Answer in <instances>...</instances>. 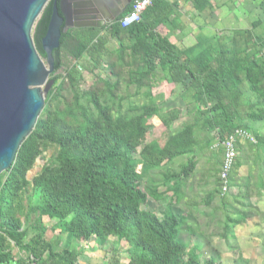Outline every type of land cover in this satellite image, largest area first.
<instances>
[{"label": "trees", "instance_id": "obj_1", "mask_svg": "<svg viewBox=\"0 0 264 264\" xmlns=\"http://www.w3.org/2000/svg\"><path fill=\"white\" fill-rule=\"evenodd\" d=\"M186 1L200 11L209 7V0ZM250 1L264 14V0ZM50 7L49 2L33 28L42 58ZM130 8L131 3L100 28L61 31L49 77L54 83L32 131L0 173V264H77L80 243L92 237L106 243L110 234L116 241L109 264H122V253L124 264H216L214 256L200 258V245L183 242L180 229L188 230L192 214L177 213L173 205L197 165L196 128L204 131L208 149L212 135L220 143L240 128L264 152V133L249 124L264 120V28L256 31L264 22L251 20L247 28L223 30L212 38L201 32L191 46H179L169 38L178 29L172 26L177 0H152L138 22L122 27L119 20ZM121 80L145 100H127L124 107L129 96L119 94ZM162 80L173 90L178 87L179 99L164 108L162 94L152 93ZM185 111L192 119L175 128ZM161 125L166 130L162 142L155 134ZM49 148L54 154L27 179ZM183 156L186 161L161 182L148 176ZM220 162L218 154L215 187L206 203L218 197L225 208ZM161 200L168 201L158 215L150 202ZM44 217L65 236V245H58V237L47 239ZM222 227L226 236L230 226Z\"/></svg>", "mask_w": 264, "mask_h": 264}, {"label": "rangeland", "instance_id": "obj_2", "mask_svg": "<svg viewBox=\"0 0 264 264\" xmlns=\"http://www.w3.org/2000/svg\"><path fill=\"white\" fill-rule=\"evenodd\" d=\"M212 2V9L208 7L210 10L202 14L204 18L200 22L197 20L202 28L203 36L211 37V35H218L223 30H231L232 28H247L250 26L251 20L261 19L264 22V14L250 0H215ZM234 4L236 6L239 4L238 10L235 9L236 17L232 11L235 7ZM185 20L189 25L187 17ZM263 28L264 25L261 24L256 28V31L261 32ZM195 33L196 30L188 31V35L193 37ZM184 40L187 41V38ZM102 71L103 69L100 72L102 73ZM174 88L173 85H169L164 80L158 81L153 87L152 93L162 94L160 101L163 108L172 106V102L179 100L177 98L178 87L173 90ZM133 91V86H126L125 81L121 80L119 94L129 96L123 102L124 107L128 103L127 100L138 103L145 100L142 95L134 96ZM244 110L245 107L240 108V112L244 113ZM186 112L182 113L180 120L175 123V128L180 127L184 121L192 119L191 115L185 114ZM152 122L155 126L157 125L155 119ZM249 124L252 131L264 133V120L249 122ZM155 134L162 142L165 139L166 130L162 125L158 126L155 128ZM195 134L199 143L197 166L181 186L180 201L173 205L175 212L179 210L192 214V217L187 220L186 225L190 226L188 230L185 227L180 229L181 239L184 243L185 241L190 242L193 246L195 244L200 245V258L214 256L216 264H264V152L262 149L251 145V141L243 138L238 139L236 144L238 147L237 157L231 176L232 191L227 195V199L234 201H231L224 210H221L218 205V197L211 199L209 203H206V200L207 194L215 187L214 158L209 150H213L215 155H222L223 147L221 143H217L218 139L212 135V148L207 150L203 145L204 131L196 128ZM239 144H241L240 147ZM53 154L54 148L45 150L27 172V179L30 180ZM186 159L187 156L177 157L163 167L155 169L148 176L154 182H161L164 174L178 170ZM237 184L240 187V192L235 189ZM248 192L250 196L247 195ZM167 201L161 200L157 203H150L158 215H161L166 209ZM228 220L230 221L228 222ZM44 222L48 228L47 239L54 238L55 240L58 237L60 238L58 245H65V236L52 225V221L44 217ZM225 222L229 224L230 228L227 235L223 236L221 232H223L222 226ZM107 237L106 243L98 242L94 237L88 242L80 243L78 246L81 254L77 264H109L112 254L111 244L116 241V235L110 234ZM13 251L15 253L16 249ZM120 261L122 264L127 262L125 253L121 254Z\"/></svg>", "mask_w": 264, "mask_h": 264}, {"label": "water", "instance_id": "obj_3", "mask_svg": "<svg viewBox=\"0 0 264 264\" xmlns=\"http://www.w3.org/2000/svg\"><path fill=\"white\" fill-rule=\"evenodd\" d=\"M132 1L0 0V173L11 165L32 131L54 83L49 77L61 31L100 28L113 22ZM49 2L42 58L33 41V28Z\"/></svg>", "mask_w": 264, "mask_h": 264}, {"label": "built area", "instance_id": "obj_4", "mask_svg": "<svg viewBox=\"0 0 264 264\" xmlns=\"http://www.w3.org/2000/svg\"><path fill=\"white\" fill-rule=\"evenodd\" d=\"M152 0H133L129 11L123 14L119 22L122 27H127L138 22L141 18L142 12L147 6L151 4ZM239 138H243L254 142V137L251 133L243 130L236 129L233 133L229 134L221 143L223 147L221 162L218 170L219 178V194L225 195L231 192L230 175L234 169L235 159L237 157L238 147L236 146Z\"/></svg>", "mask_w": 264, "mask_h": 264}, {"label": "crops", "instance_id": "obj_5", "mask_svg": "<svg viewBox=\"0 0 264 264\" xmlns=\"http://www.w3.org/2000/svg\"><path fill=\"white\" fill-rule=\"evenodd\" d=\"M212 1H215V0H209V8L212 9V4L213 2ZM177 3H178V6H179V11H178V17H176V20L175 22L172 24L173 27H178V29L176 31H173V32H170L169 34V31L167 30V28L165 27H160V31L162 34L164 35H167L169 34V38L171 41H173L175 44H179V46H191L192 44L195 43V38L197 36L198 33H201L202 31V28L200 27L199 23L197 22V20H200L204 18V16H202L203 12L207 11V10H210L208 7L203 9L202 11L198 10V9H195L191 3L189 1H186V0H177ZM212 3V4H211ZM252 4H254L253 2H251ZM236 4V3H235ZM234 4V5H235ZM244 4V3H243ZM202 6V4H201ZM199 6V7H201ZM238 6L239 4L235 7H233V13L235 14L234 17L237 16L236 14V11L235 9L237 8L238 10ZM185 17H187V19L189 20V25L187 24L186 20H185ZM178 25V26H177ZM232 28V27H231ZM233 29V28H232ZM190 30H196V33L194 35V37L192 35H188V31ZM176 38V39H175ZM187 38V41L184 40ZM177 88V87H176ZM242 144V143H241ZM241 144H239V146H241ZM208 150V148H206ZM214 149V148H213ZM211 151L212 155H213V158L215 160V158H217L218 154L215 155L214 151L213 150H209ZM197 166V165H196ZM218 167V166H215V168ZM217 169V168H216ZM216 175H217V172H216ZM27 178V177H26ZM244 186V184H243ZM236 190H239L240 187L239 185L237 184V186L235 187ZM232 191V189H231ZM237 192V191H236ZM240 192V190L238 191ZM237 192V193H238ZM231 193V192H230ZM236 194V193H235ZM260 194V193H258ZM247 195H249V192L247 193ZM250 196V195H249ZM233 200H229L227 199V204L225 206V208L227 207V205ZM218 205L220 206V203H219V199H218ZM221 210H224L225 208L222 206H220ZM224 212V211H223ZM43 221H44V218H43Z\"/></svg>", "mask_w": 264, "mask_h": 264}]
</instances>
